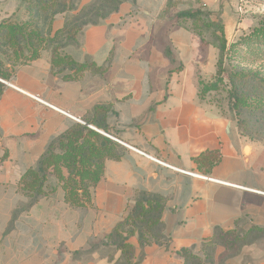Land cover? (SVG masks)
Listing matches in <instances>:
<instances>
[{
  "label": "crops",
  "instance_id": "1",
  "mask_svg": "<svg viewBox=\"0 0 264 264\" xmlns=\"http://www.w3.org/2000/svg\"><path fill=\"white\" fill-rule=\"evenodd\" d=\"M169 1L175 5L165 11ZM236 1L125 0L60 47L73 61L93 63L102 73L86 69L64 78L74 70L53 71L51 55L43 51L15 69L6 81L14 88L2 83L0 264H113L99 245L142 192L163 199V238L140 247L131 237L135 264H184L178 252L189 249L202 257L201 245L215 229L231 230L241 220L264 227V146L241 136L229 115L199 99L200 81L216 75L219 49L209 40L210 30L203 40L177 22L179 13L201 5L221 18L228 40ZM17 4L0 0V22ZM63 16L54 17L52 33L63 26ZM63 112L81 125L93 123L88 127L103 136L106 131L123 155L105 161L86 205L70 207L58 190L11 221L26 200L18 188L21 176L53 139L78 123ZM206 152H216L218 160L203 174L194 159ZM225 255L217 246L215 264ZM229 264H264V249L245 246Z\"/></svg>",
  "mask_w": 264,
  "mask_h": 264
},
{
  "label": "trees",
  "instance_id": "2",
  "mask_svg": "<svg viewBox=\"0 0 264 264\" xmlns=\"http://www.w3.org/2000/svg\"><path fill=\"white\" fill-rule=\"evenodd\" d=\"M20 1L26 6V10L30 14L29 19L25 22H18L13 15L0 22V79L3 81L9 80L16 68L40 56L42 44L45 41L44 36L48 37V41L53 44L57 43L60 37L65 34L76 40V35L83 28L100 22L125 0H92L87 6H82L76 16H72L73 20H76L87 7L98 2L109 3L112 8L106 15H102L99 21L85 24L77 34L72 33V29L69 28L71 22H68L67 19H64V24L60 29L52 33L51 26H49L48 32L43 33L36 26L39 23L37 17L32 16L31 13L35 11L41 12L45 16L48 15L51 25L56 15H66L74 9V0ZM196 2L199 3V0ZM174 5L175 2L169 1L165 11ZM211 15L212 13L201 5L195 10L181 12L177 15L179 24L186 25L203 40L207 36L204 34L205 31L210 30L209 40H214L219 49L216 75L213 80L200 81L198 97L200 100L211 102L220 113L229 115L235 121L240 135L251 142H255L252 129L242 116L244 112H251L260 115L264 120V65H261V69L249 70L236 67V70L234 69L229 73V96L233 102V117L220 111L209 96L224 83V78L221 77V66L224 58L227 60H251L257 55L264 54V18L249 35L235 43L227 44L223 26L218 27L219 35H217L213 22L202 21L203 18L211 17ZM50 52L53 71L63 67L74 70V73L63 74L64 78L74 79L86 69H92L98 73L104 71L103 68L95 67L93 63L73 61L68 55L61 53L59 47L53 46ZM250 83L256 85L257 91L246 90V85ZM3 90L4 85L0 82V96ZM84 122L86 125L75 123L71 128L53 139L35 166L29 168L21 176L18 188L26 200L19 203L13 210L11 221L28 211L38 200L53 197L58 190L63 191L64 201L72 208L82 207L89 203L90 189L94 188L101 179L105 161L119 160L123 155L124 148L111 138L90 129L88 126L93 123ZM103 132L111 136L106 131ZM217 160L216 152H206L196 157L194 162L200 172L208 174ZM63 171H66V176ZM162 208L163 199L159 196L145 192L137 196L126 217L114 227L99 245L106 248L110 262L114 261L113 264H135L133 262L134 248L128 242L133 236H136L140 247L152 243H161L163 238V225L160 220ZM238 222L236 221L235 224ZM262 232H264L262 227H252L246 235L238 237L237 235L232 236L230 231L224 232L215 229L212 237L201 245L203 257L197 256L189 249H182L178 254L183 258L184 264H203V261L209 260L210 250L221 245L231 253V258H234L240 254V249L254 244V239H251L254 233L260 234ZM229 236H232V239H229ZM116 252H119V255L114 260V253Z\"/></svg>",
  "mask_w": 264,
  "mask_h": 264
},
{
  "label": "rangeland",
  "instance_id": "3",
  "mask_svg": "<svg viewBox=\"0 0 264 264\" xmlns=\"http://www.w3.org/2000/svg\"><path fill=\"white\" fill-rule=\"evenodd\" d=\"M91 2L92 0H74V9L63 16L65 20L67 19L68 22H71V26L69 28L72 29V33L77 34V32L81 30L85 24L99 21L100 17L104 14L106 15L112 8V5L109 3L98 2L92 6L87 7L86 10L82 12L76 20H73L72 16H76L82 6H87ZM233 12L235 14V29L230 39H226L227 44H232L236 41H239V39H242L243 37L249 35L253 28L259 26L261 19L264 18V0H237L233 6ZM31 13L32 16L37 17L36 19L39 22L36 26L40 28L43 33H47L49 26H51L50 17H48V15H43L41 12L32 11ZM13 15L18 22H25L30 17V14L26 10L25 4H23L20 0H18L17 8ZM202 21L207 23L213 22L217 33L219 32L218 27L223 26L222 20L218 15L214 17H205L202 19ZM217 35H219V33ZM76 36H78V34ZM44 39L45 41L42 44L43 47L41 52L46 51L49 53H51L50 51L53 46L60 48L65 44L72 43L73 41H75L68 34H65L64 36L60 37V39L55 44L48 41L49 38L46 36H44ZM261 65H264L263 53L255 56L251 60H227L224 58L221 66V77L224 78V83L216 92L211 93L209 96L213 103L217 105L220 111L226 114H230L232 117L234 116V112L232 110L233 102L231 101V98L229 96V73L232 72L236 67H238V69L249 70L261 69ZM217 70L218 67L216 69V72ZM245 88L247 91H257L256 85H252L251 83L247 84ZM242 117L244 121L249 125L250 129H252L253 138L256 140L255 142L264 146V120H262L261 116L256 113L244 112ZM251 228V226L245 224L241 220L237 224H235L231 230L228 231L231 232L232 236L237 235L238 237H243L248 233ZM262 229L264 230V227H262ZM232 236H229V239H232ZM251 239H254L255 241L253 245L264 249V232L260 234L254 233L251 236ZM219 247L223 246L220 245ZM224 250L226 252V255L217 264H229V261L232 259L230 256L231 253L226 251L225 248ZM241 250H243V248L240 249V252ZM102 251H104V249H100L99 252L106 254L105 251ZM208 255L209 260L206 262L203 261V264H215V249L210 250Z\"/></svg>",
  "mask_w": 264,
  "mask_h": 264
},
{
  "label": "built area",
  "instance_id": "4",
  "mask_svg": "<svg viewBox=\"0 0 264 264\" xmlns=\"http://www.w3.org/2000/svg\"><path fill=\"white\" fill-rule=\"evenodd\" d=\"M0 82L3 83V84H5V85H7V86H9V87L14 88V86H13L12 84H10V83H8V82H6V81H3V80L0 79ZM35 100H37V101H39V102H43V101H41V100L38 99V98H35ZM51 108H52V107H51ZM63 114H65L66 116L72 118V119L75 120L76 122L83 124V122H82L80 119L74 118V117H72L71 115H69V114H67V113H64V112H63ZM104 135L107 136V137H109V138H111V139H113V137H111V136H109V135H106V134H104ZM113 140H114V139H113ZM155 161H156L158 164H160L161 166L168 167L166 164H164V163H162V162H160V161H158V160H155ZM178 171H179V172H184V171H181V170H178ZM184 173L189 174V175H192V176L201 177V178H204V179L206 178V177H202V176H199V175H196V174H192V173H187V172H184Z\"/></svg>",
  "mask_w": 264,
  "mask_h": 264
},
{
  "label": "bare ground",
  "instance_id": "5",
  "mask_svg": "<svg viewBox=\"0 0 264 264\" xmlns=\"http://www.w3.org/2000/svg\"><path fill=\"white\" fill-rule=\"evenodd\" d=\"M247 152H248V149H247Z\"/></svg>",
  "mask_w": 264,
  "mask_h": 264
}]
</instances>
